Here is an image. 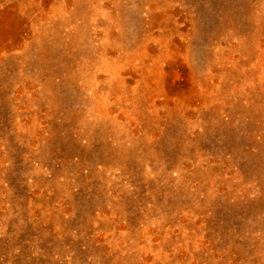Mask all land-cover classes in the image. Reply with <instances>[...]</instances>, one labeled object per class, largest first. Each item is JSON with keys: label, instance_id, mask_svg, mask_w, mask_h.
<instances>
[{"label": "rangeland", "instance_id": "obj_1", "mask_svg": "<svg viewBox=\"0 0 264 264\" xmlns=\"http://www.w3.org/2000/svg\"><path fill=\"white\" fill-rule=\"evenodd\" d=\"M0 264H264V0H0Z\"/></svg>", "mask_w": 264, "mask_h": 264}]
</instances>
